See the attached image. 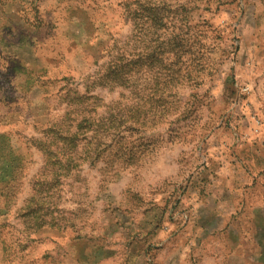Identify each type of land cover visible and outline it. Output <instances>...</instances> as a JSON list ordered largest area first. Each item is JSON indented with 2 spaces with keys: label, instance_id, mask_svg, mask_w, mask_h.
<instances>
[{
  "label": "rangeland",
  "instance_id": "rangeland-1",
  "mask_svg": "<svg viewBox=\"0 0 264 264\" xmlns=\"http://www.w3.org/2000/svg\"><path fill=\"white\" fill-rule=\"evenodd\" d=\"M93 101L77 169L31 202L32 140ZM0 145V184L17 171L0 190V264H89L71 255L98 237L114 252L98 264H121L130 222L171 215L209 176L259 171L264 0H0Z\"/></svg>",
  "mask_w": 264,
  "mask_h": 264
},
{
  "label": "crops",
  "instance_id": "crops-1",
  "mask_svg": "<svg viewBox=\"0 0 264 264\" xmlns=\"http://www.w3.org/2000/svg\"><path fill=\"white\" fill-rule=\"evenodd\" d=\"M250 162L259 171L209 176L183 192L171 215L155 206L130 222L121 264H264V158ZM110 240L80 238L71 258L98 264L114 256Z\"/></svg>",
  "mask_w": 264,
  "mask_h": 264
},
{
  "label": "trees",
  "instance_id": "trees-1",
  "mask_svg": "<svg viewBox=\"0 0 264 264\" xmlns=\"http://www.w3.org/2000/svg\"><path fill=\"white\" fill-rule=\"evenodd\" d=\"M109 68L110 69L107 71L106 75L111 80H114L118 74H121L120 72L122 71L123 66H120L118 63L117 66ZM111 76H113V79ZM116 80L117 79H115V81ZM94 105L95 103L93 101L91 105H88L86 113L85 111H82L83 114L78 115L75 119H72V122L69 123L71 124L70 127L65 126L62 128H54L55 125L50 129L48 127L47 129L41 131V135H39V137L32 140V145L41 152L44 161L41 167V172L37 174V177H35V180L31 184V202H35L36 197L39 199L43 198L45 195L49 198L53 197L55 192L60 191L58 186H61L63 179L67 177L71 171L77 169L79 165L78 160L82 156V153H80L81 150H78V135L81 130L86 129V124H89V120H92L93 117L96 116V111L93 112L92 110L90 113V109L93 108ZM106 122L109 123V120L106 119L105 123ZM105 123L102 124L104 125ZM101 135L102 133L100 131L95 133L94 140L96 144L101 143L97 137ZM99 144L96 146L98 147ZM93 150L91 151L92 153ZM15 162L21 163L20 158L15 156ZM20 173L21 171L19 172V177ZM16 174L17 171L13 173L10 181L0 184V190L2 192L6 190L10 193L15 192L16 185L14 176H16Z\"/></svg>",
  "mask_w": 264,
  "mask_h": 264
}]
</instances>
